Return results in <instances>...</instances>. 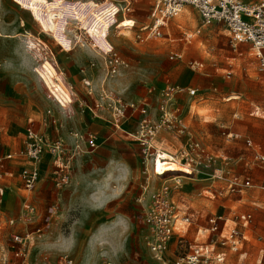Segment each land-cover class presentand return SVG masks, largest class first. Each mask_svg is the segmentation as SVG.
<instances>
[{"label": "rangeland", "instance_id": "1", "mask_svg": "<svg viewBox=\"0 0 264 264\" xmlns=\"http://www.w3.org/2000/svg\"><path fill=\"white\" fill-rule=\"evenodd\" d=\"M93 1L85 0V11L81 12L67 0L53 4L18 0L22 6L13 0H0V149L16 153L12 163L18 172L26 160L18 153L28 125L32 124L47 144L58 139L73 144L75 134L86 139L97 134L99 138L92 159L82 165L75 162L70 182L62 187L56 184L63 172L48 165L40 184L49 189L32 219L20 217L23 189L19 179L11 184L14 192L5 189L0 196V256L11 254L7 248L12 243L8 220L17 218L16 225L22 231L41 228V233L33 234L30 264H61L66 254L89 264L101 248L111 252L112 264H156L143 245V207L138 198L148 186L144 193L147 198L163 180L147 173L140 144L110 124V101L103 89L124 105L149 101L167 85L196 89L192 101L187 92L180 95L179 109L190 111L187 115H193L200 137L216 155H227L242 172L244 159L253 154L243 139L228 141L223 130L250 137L264 151L256 138L260 134L258 123L264 119L250 114L255 106L264 110V73L258 69L250 43L234 46L223 23L204 24L193 6H186L169 21L163 37L138 42L136 29L148 18L153 0H137L131 14H120L109 32L103 33L94 23L105 20L109 0L98 8L92 7ZM134 18L139 22L130 30ZM69 19L80 20L91 36L77 30V24ZM83 42L90 46L83 47ZM111 45L124 63L107 76L104 60L96 51ZM194 60L212 65L214 75L193 71ZM166 136L159 134V144L174 152L179 145L172 138L165 140ZM253 172L255 182H264V169L255 167ZM199 183L196 187L205 182ZM184 184L191 190L196 183L186 180ZM243 195L242 201L233 202L235 214L251 210L256 216L255 208L264 202V191L251 188ZM216 196L213 201L223 197ZM239 198L238 193L233 195V201ZM191 202L198 207L213 203L197 196ZM197 226H188L187 246ZM257 245H247L252 262Z\"/></svg>", "mask_w": 264, "mask_h": 264}, {"label": "built area", "instance_id": "2", "mask_svg": "<svg viewBox=\"0 0 264 264\" xmlns=\"http://www.w3.org/2000/svg\"><path fill=\"white\" fill-rule=\"evenodd\" d=\"M22 6L18 0H13ZM35 1V0H33ZM53 4L56 0H47ZM70 4L78 7L81 12L85 11V0H67ZM137 0H109V7L105 9V20L96 19L94 27L109 32L120 14L126 15L134 11ZM107 0L93 1V8L104 5ZM154 4L149 13V20L141 24L137 29L135 21L131 29H136L135 38L138 42H146L152 38H160L165 35L169 21L180 14L186 6H193L197 9L204 24L212 21L223 23L228 31L231 43L234 46L240 43H250L254 49L258 61V69L264 73V1L249 4L246 0H153ZM102 13V12H101ZM70 22L77 24V30H84L88 35V29L82 26L80 20ZM78 22L80 24H78ZM68 29L70 27L68 26ZM69 31V30H68ZM91 36V35H90ZM80 40L82 35L79 36ZM81 42V41H80ZM83 47L90 46L89 43H80ZM102 56L107 68V76L117 72L118 66L124 63L121 56L111 45L108 49L96 51ZM191 68L207 72L203 63L192 62ZM103 94L109 99V110L111 121L116 128L123 127V124L134 116L139 115L136 127L133 131L127 132L126 136L140 144L147 173H157V163L172 166H181L190 170L189 175L169 174L163 180L160 187L151 191L147 198L144 193L138 198V203L143 207V225L145 234L143 245L149 252L156 264H215L223 261L226 254L219 251L218 247H229L237 251L243 244L244 235L236 228L222 234L226 220L221 215H214L207 218L208 227L202 231L199 240L186 245L185 235L178 239L179 254L175 259H170L168 253L170 244L173 241L176 230L181 225V230L189 226L193 217L186 212L182 213L180 202L175 198L173 190L180 188L182 180L186 178L203 177L213 181H227L230 192L252 186L249 179H241L237 175L227 177L229 168L228 158L216 155L208 150L190 132V126L179 109L178 99L184 92L190 97L197 94L196 89H186L180 86L167 85L157 97V105L152 106L150 102H143L139 105L134 103L124 105L106 89ZM165 133V140L172 138L174 144L179 145L173 152L167 150L162 143L159 144L158 136ZM226 134V131H224ZM229 134V133H228ZM226 134V135H228ZM239 137V136H235ZM74 143L66 145L63 140L58 139L45 143L44 136L33 127L26 130V138L22 150L18 153L30 164L21 171V178L25 189L33 190L39 181V163L46 152H48L54 164L63 174L57 182V187H62L70 182L71 162L80 154H88L98 147L97 136L90 135L84 138L75 134ZM247 146L251 147L252 142L246 140ZM167 156H165V154ZM14 153H4L0 150V180L6 175L7 161L14 159ZM255 160L264 163V155L256 153ZM173 183L174 185H171ZM264 189V186H262ZM223 191H219L222 194ZM35 207L29 203L23 206L21 219L24 221L32 219ZM235 221H242L250 224L253 220L251 213L236 214ZM41 233V228L34 232L15 233L12 236V245L16 258L22 260V264L29 263L31 241L33 234ZM89 264H112V254L109 250L99 249L96 251ZM61 264H85L75 260L68 254L64 255ZM240 264H249L245 261Z\"/></svg>", "mask_w": 264, "mask_h": 264}, {"label": "crops", "instance_id": "3", "mask_svg": "<svg viewBox=\"0 0 264 264\" xmlns=\"http://www.w3.org/2000/svg\"><path fill=\"white\" fill-rule=\"evenodd\" d=\"M261 1H264V0H258V1L246 0V2L249 4H253V3H257V2H261ZM129 14H131V13H129ZM126 15H124V16H126ZM133 20L135 21V26H136L139 21L137 18H134ZM148 20H149V15H148V18L145 21L140 22V24L146 23V22H148ZM167 29L168 28H166L165 30H167ZM130 30H131V28H130ZM66 58H69V57H66ZM194 62L203 63L205 68L208 69L207 72L200 71L199 69L198 70L192 69L193 71L198 72L199 75L209 76V77L214 75L215 71L212 68V65L210 66V64H207L206 62H204L202 60H194ZM0 68H1V66H0ZM194 97L189 96V98H190L189 100L192 101ZM180 99H181V96L178 99L179 105H181ZM148 102H150L152 106H156L157 105V97L154 96L153 98H150V100ZM74 108H75V106H74ZM189 113H190V111H185L184 108L182 109V115L185 117L186 121L188 122V124L190 126L191 134L197 140H199L208 150H210L211 152L214 153V151L203 141L202 137H200L198 131L195 128V120H193V115H190V116L187 115ZM250 114L255 115V116H260L264 119V110H262L259 106H255ZM139 117H140L139 115L134 116L132 119L125 122L123 124V127L116 128V129H121L122 131H124L125 137H127L126 133L131 132L135 129L136 121L139 119ZM110 119L111 118H109V120ZM110 124L113 125L112 121L110 122ZM258 125H260L259 126L260 134L256 138H257L258 143H260L264 147V120H261L258 123ZM30 126L33 127L35 130H37L32 124L28 125L27 128ZM27 128H26V130H27ZM224 131H226V134H228V133L229 134L228 135L224 134ZM222 134L227 137L228 141H230L231 139H243L245 141V144H246V140H250L252 142V146L251 147L248 146V147L252 149L253 154L251 157H246L244 159V168H243L242 172H238L236 170L235 162H231L230 158L227 155H220V156H223L225 158H228L229 168H227V170H226L228 178H230L232 175H237L242 180L243 179L251 180L252 186L244 187L243 189L230 192L228 190V187H227V181H225V180L212 182L211 180H208V179L203 178V177H194V178L183 179L182 185L180 186V188L173 190V194H174L175 198L179 200L180 206L182 207V210H184V211H182V213L186 212V208H188L187 213L193 217L192 223L198 224L197 229H196V233L192 239V242H194L196 239L197 240L200 239L199 238L200 234H202V231L208 227L207 218L214 216V215H221L226 220L225 226H223V230H222L223 235L226 234L228 232V230H230L234 227H236L244 235L245 239L243 241V244L240 246V248L237 251L231 250L229 247H218V250L223 251L226 254V256H225L223 261L216 262L215 264H240V262H242V261H245L249 264H264V202H262V204H259L257 206V208H255L258 210V212L256 213V216H255V213L251 210L238 212L239 214L251 213L253 216V220L250 224H245L242 221H235L233 219L234 218L233 215L235 213H237L233 209V207H234L233 204L236 202L242 201L243 197H244L243 194H245V192H247V190H250L251 188H259V189L264 191V189L262 188V186H264V182H261V183L255 182V176H254L255 171L253 172V169L255 167L260 168V169H264V163H261V162H258L257 160H255L256 153L264 155V151L259 150V148H257L256 145H254L252 139L250 137L244 136L242 133L233 132L230 130H223ZM95 135L97 136V139H98L97 142H98V146H99L98 135L97 134H95ZM235 136H239V137H235ZM25 138H26V131H25ZM25 138H24V141H25ZM127 138H129V137H127ZM24 141H23V146H24ZM96 149L94 151H92L91 153H88V154L83 153V154H80L79 156H77L75 159L72 160L71 166L74 165L75 162L79 163L80 165L89 162L92 159V154L96 151ZM1 151L4 153H12V152H9L7 150H1ZM14 154H16V153H14ZM12 162H13V159L7 161V163H6V171H7L6 175L4 178H2V180H0L1 182L4 180L3 183H0V196L2 197L4 195L5 189L6 190L10 189L11 192H14V190L11 189V184L18 183V180H17V178H18L20 183L22 184V189H23V192L21 193V197H20L21 198L20 214H21L22 210H23V206L26 203L31 204L36 209V207L39 206L38 204L41 201L44 202V200L46 199V194H47L46 191H47V189H49V187L47 185L45 187H42V185L40 184V181L43 180V175L45 174V170H47L48 165H50L52 167H54V166L56 167V165L54 164V161H53L51 155L48 152H46L44 154V156L42 157L41 162L39 163V170H40L39 181L37 182L35 188L30 191V190L25 189L22 178H21L22 169L25 166H28L30 163L27 160H25V164H23L17 172L15 167H14V164ZM46 164H47V167H46ZM256 177H257V175H256ZM186 180L189 182H195L196 183L195 185H193L191 190L185 189L184 183ZM199 182H205V183L201 184V186L196 187L197 185L200 184ZM219 191H223V193L219 194ZM235 193H238L241 196V198L235 199V201H233V195ZM217 194L219 196L222 195L223 197L221 199L219 198V199H216L215 201H213L214 198L217 197L216 196ZM193 196L206 197L210 201H212L213 203L212 204L209 203L208 205L204 204L202 207H198L193 202H191V198ZM223 199L225 201H221ZM219 207H221L222 210ZM211 209H213V211H209ZM225 209L227 210V212H225ZM206 216H207V218L205 219ZM199 219L204 220L205 223H198L200 221ZM8 221H9V224L11 226L10 239L15 233L29 232V231H22L21 228L17 227V225H16L17 218H11ZM24 223L25 222H23L22 226H25ZM0 224H1V222H0ZM177 230H179V231H177L176 233L180 232V234L177 236L175 233L173 241L170 244V251L168 253V257L172 260L175 259L177 257V255L179 254V252H178L179 236L180 235L186 236V231L188 230V226L185 227V229L181 230V225H180V227H178ZM30 232H34V231H30ZM249 242H252V243L255 242L256 244H258L255 262H252L250 259L251 251L247 248V245ZM7 248L11 254H10V256H8V254L1 255L0 256V264H22V260L20 258H16L14 255V249H13L12 243L7 244ZM75 260L81 261L80 259H75ZM81 262H83V261H81Z\"/></svg>", "mask_w": 264, "mask_h": 264}, {"label": "bare ground", "instance_id": "4", "mask_svg": "<svg viewBox=\"0 0 264 264\" xmlns=\"http://www.w3.org/2000/svg\"><path fill=\"white\" fill-rule=\"evenodd\" d=\"M43 3H45V1L47 0H41ZM94 71V69H93ZM62 79L64 81L67 80V75L65 73V71L63 70L62 73ZM69 88L72 89L73 88V85L70 84L69 85ZM168 153L165 154V156H167ZM156 172H154V175L156 176V178H165L167 177L169 174H184V175H189L190 174V170L188 168H185V167H181V166H172V165H167V164H164L162 163L161 161H159L157 163V168H156ZM100 197V196H99ZM106 198V197H105ZM103 203V202H101ZM117 224V223H116ZM98 240V239H97ZM100 240V239H99ZM103 241V240H102Z\"/></svg>", "mask_w": 264, "mask_h": 264}]
</instances>
